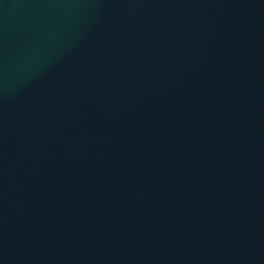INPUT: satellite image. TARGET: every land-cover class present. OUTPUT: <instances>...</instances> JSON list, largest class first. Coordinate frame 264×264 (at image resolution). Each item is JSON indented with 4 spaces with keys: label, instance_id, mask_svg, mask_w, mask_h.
Wrapping results in <instances>:
<instances>
[{
    "label": "water",
    "instance_id": "water-1",
    "mask_svg": "<svg viewBox=\"0 0 264 264\" xmlns=\"http://www.w3.org/2000/svg\"><path fill=\"white\" fill-rule=\"evenodd\" d=\"M0 264H264V0H0Z\"/></svg>",
    "mask_w": 264,
    "mask_h": 264
}]
</instances>
